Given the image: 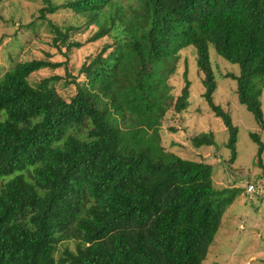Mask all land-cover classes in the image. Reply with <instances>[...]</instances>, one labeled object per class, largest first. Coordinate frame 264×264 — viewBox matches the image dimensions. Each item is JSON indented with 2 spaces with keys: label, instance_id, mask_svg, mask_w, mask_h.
<instances>
[{
  "label": "trees",
  "instance_id": "1",
  "mask_svg": "<svg viewBox=\"0 0 264 264\" xmlns=\"http://www.w3.org/2000/svg\"><path fill=\"white\" fill-rule=\"evenodd\" d=\"M47 3L40 18L68 9L83 18V29L95 27L88 42L105 37L111 42L82 63L85 80L65 82L75 84L68 100L52 84L59 76L29 79L63 62L21 60L0 77V176L12 175L0 185V264H203L235 195L219 197L224 190L215 188L214 166L205 161L175 155L155 161L148 148L121 154L119 129L101 105L121 109L136 94L154 97L146 84L154 64L174 49L194 46L202 96L228 132L226 147L234 162L238 128L214 102L209 45L238 65L239 73L228 77L236 81L239 102L264 130V0ZM52 29L51 45L58 52L81 46L71 39L78 26ZM183 77L172 105L176 112L188 106L191 82L186 72ZM249 134L262 166L260 136ZM213 137L202 132L191 141L212 145ZM69 241L74 250L60 248Z\"/></svg>",
  "mask_w": 264,
  "mask_h": 264
},
{
  "label": "rangeland",
  "instance_id": "2",
  "mask_svg": "<svg viewBox=\"0 0 264 264\" xmlns=\"http://www.w3.org/2000/svg\"><path fill=\"white\" fill-rule=\"evenodd\" d=\"M67 0H49L58 6ZM48 6L47 0H0V77L16 62L28 59H49L63 62L57 68H44L33 73L29 79L36 82L45 77L59 76L52 81L55 89L65 99L75 92V84L66 81H82L79 74L82 63L100 51L103 44L111 42L107 37L88 42L95 27L83 29V18L72 11L58 8L40 18V10ZM65 31L69 26H78L80 32H73L71 39L79 41L80 47L56 50L51 45L53 25ZM209 57L215 73L217 88L214 102L227 110L238 128L237 157L230 162V150L226 147L228 132L221 119L211 111L202 94V75L196 66L194 46L172 50L168 58L157 61L147 79V88L155 96L140 99L136 94L133 101L124 107L101 105L106 118L120 132L119 152L127 154L148 148L151 157L168 162L172 155L185 159L205 161L214 166L213 182L218 191L224 190V197L234 194L235 199L224 211L220 226L215 234L203 264H264V130H260L253 114L242 105L236 93V81L228 74H238L239 67L216 53L209 45ZM186 72L190 84L188 106L181 112L173 110L175 98L184 85ZM135 94V93H133ZM158 96V97H157ZM152 103L151 111L144 110ZM261 109L264 113V86L261 95ZM130 110L133 113H130ZM126 116L121 117V113ZM175 127L176 131L170 128ZM256 132L263 144L262 166L256 163L257 143L250 136ZM212 132V145L195 146L191 136ZM12 175L0 176V185ZM253 184V192H247ZM74 241L64 242L74 250Z\"/></svg>",
  "mask_w": 264,
  "mask_h": 264
},
{
  "label": "built area",
  "instance_id": "3",
  "mask_svg": "<svg viewBox=\"0 0 264 264\" xmlns=\"http://www.w3.org/2000/svg\"><path fill=\"white\" fill-rule=\"evenodd\" d=\"M247 192H253L254 191V185L253 184H248L246 187Z\"/></svg>",
  "mask_w": 264,
  "mask_h": 264
}]
</instances>
